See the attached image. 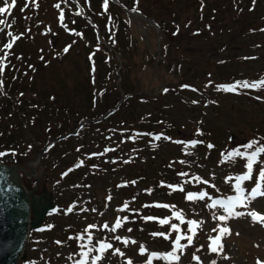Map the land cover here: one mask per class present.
<instances>
[{
	"label": "rangeland",
	"instance_id": "obj_1",
	"mask_svg": "<svg viewBox=\"0 0 264 264\" xmlns=\"http://www.w3.org/2000/svg\"><path fill=\"white\" fill-rule=\"evenodd\" d=\"M103 1L102 11L103 13H109V3L113 1ZM208 1L210 5L215 6V8L218 7L215 0ZM240 1H242L240 2L241 8H237L233 3V6H229L227 13L218 14L216 12V15L219 16V22L223 25L222 29L224 30L221 37L224 47L222 54L230 55L235 48L239 51L237 54L252 53L254 58L250 57L251 59L242 61L239 57L240 60L236 59L235 62L231 63L230 69V72L233 73L235 77H242L244 75L243 77L252 78L255 76L254 73H258L260 71L258 70L259 68L264 69V45H256L255 42V39H264V0L256 1L258 3L255 2L252 12H249L247 8L254 0ZM8 2L10 1L0 0V7L5 8V12L0 13V21H2V23H0V80L4 78V75L6 74L3 66L5 58L2 59L4 56L3 49L1 51L2 45L6 39H12V34L21 32L22 35H16L12 48L8 51L9 53H12V56H9L8 60L13 58L22 69H26L25 73L29 72L28 77H32L26 78L29 83L36 89L45 92L41 95L40 99H31V94H28L29 96L22 99L19 108L26 107L23 108L26 114L21 115L22 118L20 121L12 119L10 114L5 115L8 116L7 118L0 119V128L3 127L8 130L12 127V124H15L14 127L18 129L22 128V134H20L23 140V147H21L22 156L23 158H28L24 156L32 148L31 142L36 134L42 133L41 138L45 142L47 141V138L50 137V134H45L44 130L46 128H50V130L56 132L58 131V126L67 125L66 121H69L70 124H72L73 118L71 117V120L66 118L64 119V116L60 114L61 110L57 109V107L52 114L47 111H45L44 114L41 113L40 109L42 107H39V103L43 101L42 98H46L45 94L49 98V93H51L50 90L55 88V86H57L58 89L59 85L63 87V90H65L62 93L59 92L60 100L68 103H72V101L76 102L75 95L77 78L74 77H78L81 70L84 71V68H86L84 50H76V48H84L83 39L89 37L90 35H87L85 32L77 34L76 31H71L67 25L69 21V26H72L71 20L74 18H84L85 20V7L82 4L83 0H76L74 2L72 0H16V5L11 9V11L10 6L8 7ZM134 3H137L136 5L139 8H142L145 13L151 15L160 23H164L166 20L167 8L173 6L171 3L163 0H137L134 1ZM115 4L120 7L122 10L120 11L123 15L130 19V32L136 38L137 42H135V47H133V49L144 50V48H146V64L141 67L144 68V70L139 76L144 83L143 87H145L146 83L149 84V87L147 89L145 88V91L152 98L158 97L157 102L160 104L157 109L158 114L161 117H165V119L169 122L174 121L173 123H175V128L171 132L170 136L167 133H165V135L162 134V136H158V132L148 143L145 144V142H143V147L136 146L137 155L134 157L133 163L123 168L120 174L110 173V175H107L106 178H115V180L119 182L131 178L135 174L133 171L136 172L134 169L137 167V163L142 159V157L146 155L150 156V153L152 152H154L153 154L156 155V158H159L156 151L161 154L169 152L173 158L183 154L185 158L187 157L183 169L189 172L188 175H199L198 183L200 186L204 185V182H206V186H209L212 189L211 192L205 193V203H199L196 200L190 199V192H186L184 198L183 195H180L181 198L178 203L180 206V210L178 211L179 219L184 222L186 226L188 225V219L196 216L195 226L199 227L198 233L196 235L190 234L188 237H185L186 239H183L181 242L179 241L181 247L177 252H174L175 256L172 261L168 259L169 263H165L167 262L165 259H163L165 261L164 262L158 258L150 259L148 256L146 259L144 257H138L139 247L143 249L147 248L149 251L153 248H165L166 245L156 246L155 242H142L141 240L143 238H149V230H152L153 228L147 227L144 221L137 219L135 216H132V218L125 216L121 223L123 227H119L118 231L117 226L115 227V224H111L112 221L115 223L117 220L123 219L124 217V215L118 216L117 214L118 204L116 202V196L122 195L118 192V189H120L119 187H109L108 194L111 195V198L109 201H106L104 198L102 201L101 198L100 201H102V205L97 201L98 210L95 211V207H93V199L95 198L90 196V188H87L83 193L78 191V193L76 192V186L78 185L76 184V178L79 179L80 177L79 174L76 173V170L69 172L68 175L62 174V176L57 179V186L59 188L55 184H52L50 176L45 175V172L51 171V167L55 166L53 163L59 159L58 155L64 152L63 145L66 143L69 144L65 150L69 153L63 161L58 163L56 173H58L60 169H62V166L66 164L68 166L66 171L69 169H76L73 165L78 159L76 149L81 151L82 148L76 147L78 137H71L68 141L60 143V145L58 144L57 148L50 152V158L47 157V155H43L44 160H42L40 158L43 156H40L39 162L32 165L35 167V172L33 173L35 180L38 179L40 182L44 180L47 187L50 189H53L54 185L58 190L56 199L57 203L63 206L60 207L62 211L59 209L53 213L54 218L52 217V220H55L58 223L55 224L56 228L54 230L52 227L53 233H45V239L41 243L38 238L47 229L44 227L43 233L39 234L37 232V235L33 237L32 240H28L26 242L25 247L28 260L33 261L34 264H51L48 256L49 254H55L57 257L55 262L56 264H77L71 255V252H76V249H69L64 245L51 241L52 235H54V237L60 236L61 233L57 231L59 225L64 224V220H69L67 217L71 216L72 222L75 219L82 222L80 230L84 229L83 223H95L96 227L93 233L98 236L100 233L102 236H108L106 242H108V245L112 244L111 247H108V255L105 256L103 260V255L93 252L90 253L91 247L89 244L79 242L77 247H79L80 256L84 260L91 257L90 264H255L256 259H261L264 262V212H262L264 211V186L257 191V196L248 198L247 204L237 211L229 210L227 213H224L218 210L209 209V207L213 206L211 201H208L209 207L207 204V199H209L210 196L216 194L217 192L223 193V190H225V187L223 186V176L225 173L224 171L222 172V169L226 167L224 165V159L227 158L226 156H232L233 152H235L234 154L238 153L236 145L238 144L237 142L241 141L245 126H250L252 124V120L254 121V119L264 122V91H254L249 95V97L244 96L241 98H225L226 95H218L219 101L223 102L222 107L219 105V108H216V110H212L213 106L211 104L206 105V93L197 89L178 88L177 92H169L165 95V97L159 96L161 94L160 91L162 87L165 86L164 82L169 79L164 78L162 73L158 74V68H161V66L157 60H161V56L159 55L160 53L158 50L159 48L157 47V40L160 33L162 36L165 34L162 33L161 26H159L157 22H149L144 17L140 16V14H137V12L130 13L123 7L121 8V5L117 3ZM194 4L195 0H191V9H193ZM126 8L130 7L126 6ZM234 11L239 14V19L236 22L232 19ZM145 13L142 14L147 16ZM18 15L21 17V22L17 27L16 21L18 20ZM217 16L207 19V22H209L211 27H213L215 23L218 24V21L216 22ZM246 16H249V19H247ZM189 17H192L191 13H189ZM139 19H142L144 22ZM109 20H115L118 22L117 18ZM87 23L91 25L90 22ZM249 28H252V32L254 33L250 32ZM209 31L211 32L212 30ZM175 32L176 31L173 26L170 25L168 27L167 37L170 40V47L173 46L171 47L172 52L176 49L186 51L183 47H185L186 44L191 41V37H193L194 40L192 41V45L194 47H190L189 51L192 50V52L198 53L200 57L201 54L206 53L204 46L209 40L208 36H201L199 40H196L198 37L191 35V33L187 31L185 35L180 37H177V35H171V33ZM95 33L97 35L98 31L95 30ZM122 35H125V33ZM126 37L133 40L128 33L126 34ZM229 37L230 39H228ZM97 40L98 42L104 43L102 40ZM239 40H242V46L237 44ZM15 42L18 44L16 45ZM65 42L68 46L62 47V43ZM174 42L176 47H174ZM70 46L74 47L69 49ZM94 53L96 54V58H98V66L96 67H99L103 75L111 77L113 75V71L111 70L112 58L108 57L105 53L103 56L100 49L96 50ZM140 64L141 58H138L136 67L139 68ZM81 66L84 68H81ZM206 67L211 69L213 67V63H208ZM154 69L158 74L156 79L150 78V71ZM187 74L193 73L192 71H188ZM159 76L161 78H158ZM115 77L116 80H119L117 73ZM79 79L84 80L85 78ZM105 79H108L107 82L111 83L115 78ZM64 82H67V84L65 85ZM136 102H134L135 108H139L141 106L140 104H143ZM194 107L196 108L195 110H193ZM148 110H152L151 106H148ZM213 119L215 120V128L219 129L222 127L226 130V133L223 135L222 142L220 144H210L203 141V145L193 146L194 150L189 159L186 155L190 150V144L194 143V138L197 136L193 135V133L190 135L187 133H190L191 130L192 132H195L197 129L195 124L198 123H203L204 128L209 129L207 128L208 124L210 121H213ZM74 122L76 123V121ZM230 133L234 134L232 140L229 138ZM97 134L102 133H96V129H93L90 132H86V137L90 138L91 136H95ZM150 137L151 136L146 138ZM157 137H159V139H157ZM86 148L90 150L92 147L87 146ZM104 155L106 154L104 153ZM15 156L16 155L12 156V158ZM251 157H256V161H251ZM164 158H162V160ZM245 158L246 159L234 161V163L230 164L228 169H226L227 177L225 179L236 178L237 173L241 170H248L253 174L257 173L258 169L260 172H264V151L260 156H256L252 153H246ZM26 161L27 159L25 162ZM26 163L31 165L32 162L27 161ZM249 164H251V167L248 166ZM24 165L26 164L24 163ZM150 167L155 170V173H158L156 170L157 165L151 163ZM122 173H125V175L123 176ZM28 178L29 176L27 175L22 176L24 184H28L30 182ZM107 182L109 185H112L108 179ZM189 183L195 184V182L190 179ZM141 186L143 185H140V182H137L136 191L133 192V195L140 200L144 198V194L140 193ZM104 187L106 186H102L100 191ZM79 194L81 196H79ZM153 198L160 200L162 197L153 196ZM71 200H78L76 206H74L72 202L71 206H66L67 202ZM90 202L93 203L86 208V214L84 212L85 208L83 203L89 205ZM133 204L134 203H132V205ZM170 210L171 209L165 208V211L161 214L169 213ZM186 211H189V214H192L193 216L184 215V212ZM257 212H260L263 215L260 220L254 219V217L259 214ZM220 216H224L225 219L220 220ZM220 223L226 227V234H229V237L223 234V240L220 243L218 250L213 253H209L206 248V238H208V236L212 233V228ZM44 224L47 227L50 226V222L48 221ZM171 224L173 228L187 234L185 226V228L182 229L176 223L171 222ZM71 225L72 224L69 226ZM69 226H67L66 231L68 228H71ZM154 229L156 230L157 228ZM129 231L136 238L129 236ZM192 238H196L197 243L194 242L196 243V247L190 249L188 248L191 243L189 240L192 241ZM172 239H175V242L178 240L177 237H172ZM132 240L135 241L132 242ZM150 244L155 245L153 246ZM182 248L189 249V252H187L183 261L180 263V259L184 253V251H181ZM33 256L36 257V260ZM109 257L111 259L107 262ZM133 258H136L135 262L133 261ZM36 261L38 263H36ZM19 264H23V261H20ZM83 264L87 263L83 262Z\"/></svg>",
	"mask_w": 264,
	"mask_h": 264
},
{
	"label": "trees",
	"instance_id": "obj_2",
	"mask_svg": "<svg viewBox=\"0 0 264 264\" xmlns=\"http://www.w3.org/2000/svg\"><path fill=\"white\" fill-rule=\"evenodd\" d=\"M119 1L127 7H134L142 13H145L142 8L136 5L137 3H134V1L137 0ZM163 1H167L173 5L167 8V16L164 23H160L151 15L145 13L161 26L162 33L165 34L164 36H162L161 33L159 34V55L161 56V60L158 59L157 62L159 61L161 68H158V74L162 73L164 78L169 79L164 82V91L159 96L165 97L169 92H177L178 88L197 89L207 94L205 97L206 105L211 104L213 106L212 110H216V108H219V105L222 107L223 102L219 101L218 95H226L225 98H241L247 95L244 93L245 89L247 90L246 93L254 90V87H256L257 90L262 89V83H254V81L249 79L240 81L239 83L232 82L234 78L239 77H235L233 73L230 72L231 63L235 62L236 59L240 60V58L242 61L254 58L252 53L237 54L239 51L235 48L230 55L222 54L224 47L221 37L224 30L222 29L223 25L219 22V16L216 15V12L218 14L227 13L229 6H233V3L237 8H241L240 2L242 1L215 0L218 4V7L215 8V6L210 5L208 0H195L193 9H191V0ZM255 1L258 0H254L247 8L249 12H252ZM103 2V0H83L82 2L83 6L86 8V15L94 22L93 26L89 25L84 18H74L71 20L72 26H69V21L67 23L71 31H76L77 34L85 32L87 35H90L83 39L84 48H76V50H84V60L86 62V68L81 66V68H84V71L81 70L79 76L74 77L77 78L76 102H62L59 92L62 93L65 91L63 87L59 85L57 89V86L50 85L55 86V88L50 90L51 93L48 92L49 98L45 94L46 98H42L43 101L39 103V107H42L40 112L43 114L45 111L52 114L57 107V109L61 110L60 114L64 116V119L71 120V117L73 118L72 124L66 121L67 125H60L57 127L58 131L53 132V130H51V132H53L52 136H55L67 131L69 125L71 126L69 128H74L80 119L96 117L103 114L107 109L114 106L122 95L131 92V95L125 97L108 117L96 123H85L77 135L78 141L76 142V147L82 148V150L76 149V155L78 156L76 161L79 160V163L76 165V173L81 177H79V179L76 178V184H78L76 192H84L87 188H90V195L96 197V203L103 197V189H107L108 186H113L108 184L107 179L112 184L116 183L115 178H106V176L110 175V173L117 174V171L121 172L123 168L131 165L134 161V157L137 155L136 146H142L143 142H145V144L148 143L158 132V136H162V134L165 135V133L170 136L175 128L174 121L169 122L165 117H161L158 114L157 109L160 106L157 102L158 97L152 98L148 95L145 88L147 89L149 84L146 83L145 87H143L144 83L142 79L139 78L141 72L144 70V68L141 67L146 64L145 60L147 53L146 48H144V50L133 49V47H135L136 38L130 32V19L124 16L120 7L112 2L109 3V13H103ZM189 13L192 14V17H189ZM232 15V19L236 22L239 19V14L234 11ZM215 16H217L216 22L218 21V24L215 23L214 26L211 27L207 19L214 18ZM114 18H117L118 22L109 20ZM246 18L249 19V16H246ZM17 19V22L20 23V15L17 16ZM139 20L144 22L142 19ZM170 25L173 26L176 31V34L171 33L172 36L177 35V37H180L187 32L198 37L196 40H199L201 36H208L209 40L204 46L206 53L201 54L200 57L198 53H194L192 50L189 51L190 47H194L192 45V41L194 40L193 37H191V41L183 47L186 51H180L175 48L176 50L172 52L171 47L173 46L170 47V40L167 37L168 27ZM96 29L99 31V38H101L104 43L98 42L95 35ZM249 29L250 32H252V28ZM209 30L212 31L210 32ZM123 33H125V35H122ZM127 33L133 40L126 37ZM230 37L228 39H230ZM241 42L242 40H239L237 44L242 46L243 44ZM255 42L260 46L264 45V39H255ZM17 44L18 43H16V45ZM67 46L68 44H66V42L62 45V47ZM72 47L74 46H70L69 49ZM174 47H176L175 42ZM98 49L102 51L103 56L105 53L108 57L112 58L111 70L113 71V75L111 77L103 75L99 67H96L98 66V58H96L94 52ZM8 55L12 56V53ZM138 58H141L139 68L136 67ZM8 61L9 63L6 67V74L3 81L4 90L1 91L0 94V119L7 118L8 116L5 115L10 114L12 119L20 121L22 118L21 115L26 114L23 110V108L26 107L19 108L22 99L29 96L28 94H31V97H33L32 99H40L41 95L45 92L36 89L29 83L26 79L32 78L28 77L29 72L24 73L23 69L13 58H10ZM210 62L213 63V67L208 69L206 65ZM258 70L260 71L254 73L255 76L252 78L264 76V69L259 68ZM188 71H192L193 74H187ZM116 72H118L119 80H116ZM150 74V78L156 79L158 76L155 69L150 71ZM79 78L85 79L81 80ZM105 78L115 79L113 82L108 83V79L106 80ZM158 78L161 77L159 76ZM64 84L66 85L67 82H64ZM134 102L143 104H140L141 106L139 108H135ZM148 106H151L152 110H148ZM195 109L194 107L193 110ZM74 121H76V123ZM214 123V119L210 121L207 127L209 129H205L203 123L195 124L197 128L196 131H190L189 135L193 133V135L197 136L195 137L197 143L191 146L189 145L190 150L186 155L189 159L194 150L193 146L202 145L203 143L201 144V142L203 141L211 144H220L222 142L226 130L222 127L219 129L215 128ZM14 125L12 124V127L8 130L3 127L0 128V153H2L0 158L6 163L12 161L11 155H13L12 152L14 150L22 153L21 147H23V140L20 136V134H22V128L18 129L14 127ZM93 129H96V133L101 132L105 134H97L90 138L86 137V132H90ZM44 131L46 134L47 129ZM124 131H127L128 134L125 141L122 140ZM51 132L49 134H51ZM41 135L42 133L35 135L31 142L33 149L31 148L24 157H32L43 145L44 141ZM148 135L151 137L146 138L149 137ZM243 137V143L245 144L237 146L238 153L233 155L232 161H238V159L242 158L246 153L254 151L257 147H264V122L256 119H254V121L252 120V124L250 126H245L243 129ZM116 138L118 142L115 141ZM101 141L103 144L100 143ZM60 142L52 144L49 152L54 151ZM125 142L127 144L126 149L123 144ZM105 144L108 145V152L114 153L112 154L114 155L113 159H102L99 154H96L99 149L101 152L104 150L103 145ZM87 146L93 149L88 150L86 148ZM153 153L154 152L150 153V156L146 155L142 157L137 163V167L134 169L136 172L133 171L135 174L117 185V187L120 188L118 192L122 194L121 196H116L117 204L122 207L121 204L127 201L125 207L118 209V212L125 214L126 217L129 218L135 216L137 219L144 221L147 227L153 229L169 230V221L176 223L184 229L185 224L180 221L179 213H177V211L180 210V206L178 205L179 199L181 198L180 195H183L184 198L185 191L195 188L194 185L190 184L188 179H186L189 173L187 170L183 169L186 158L183 154L173 158L169 152L161 154L157 151L156 154L159 158H156V155ZM46 155L47 154H45V156ZM58 156L59 159L53 163L57 169L58 163L63 161L67 155L60 153ZM47 157L50 158V156ZM28 158H23L22 164H24L25 160ZM162 158L164 159L162 160ZM151 163L157 165L156 170L158 173H155V170L150 167ZM65 167H67V164L62 166L60 170H64ZM124 175L125 173H123V176ZM98 182L100 183L98 184ZM137 182L143 185L140 189V193L144 194L142 200L133 195V192L136 191ZM103 185L106 187L100 191ZM153 196H161L162 198L157 200L153 198ZM155 201L166 203L168 209H171V212L166 213L168 219L157 220L153 218L154 216H162L161 213L164 211L162 210L163 208L153 205ZM132 203L134 204L132 205ZM189 213V211H186L184 215L192 216V214ZM146 239L153 240L155 236L149 233V238ZM162 241L165 242V240Z\"/></svg>",
	"mask_w": 264,
	"mask_h": 264
},
{
	"label": "water",
	"instance_id": "obj_3",
	"mask_svg": "<svg viewBox=\"0 0 264 264\" xmlns=\"http://www.w3.org/2000/svg\"><path fill=\"white\" fill-rule=\"evenodd\" d=\"M18 160L9 166L0 161V264H16L19 256L25 258L22 251L28 227H39L46 212L54 208L50 195L44 189L48 199L46 204L42 202L41 195L33 194L32 189L22 185L16 171Z\"/></svg>",
	"mask_w": 264,
	"mask_h": 264
},
{
	"label": "bare ground",
	"instance_id": "obj_4",
	"mask_svg": "<svg viewBox=\"0 0 264 264\" xmlns=\"http://www.w3.org/2000/svg\"><path fill=\"white\" fill-rule=\"evenodd\" d=\"M130 13H133V12H130ZM85 21L86 22H88V18L85 16ZM63 44V43H62ZM98 154V153H97ZM100 155V154H99ZM100 157H102V155H100ZM36 163H38V160H34V162H32V164L34 165V164H36ZM100 182H98V184H99ZM104 186V185H103ZM108 192H109V189L107 188V189H103V197H102V199L103 198H111V195L110 194H108ZM46 193L48 194V195H50L49 194V192H48V190L46 191ZM40 195H41V198H42V202H44L45 204L47 203V201H48V199H47V197L44 195V193L43 192H40ZM79 196H81L80 194H79ZM91 196V195H90ZM92 198L94 197V198H96L95 196H91ZM76 198H77V196H76ZM50 199H51V201H52V204L54 205V207H62L61 205H59V203H57V200L56 199H53L52 198V196L50 195ZM71 202L74 204V206H76V204L78 203V200H71V201H69V202H67V204H66V206H71ZM93 202H95L96 203V199H93ZM93 202H90L89 203V205L88 204H86V203H83L84 204V208L86 209L88 206H90V205H92V203ZM122 205V207L124 208L125 206H124V204H121ZM260 208V207H259ZM50 211V210H49ZM49 211H47L46 212V215H47V221L48 222H50V226H49V231L47 232V233H53V230H54V225L57 223L55 220H52L53 218H54V215H53V213H49ZM76 212H77V210H76ZM79 212V211H78ZM262 212H264V211H262ZM53 217V218H52ZM67 219H69V220H64V222L65 223H67V224H72V223H74L75 221H76V219L72 222V217L71 216H69V217H67ZM58 224V223H57ZM63 225L64 224H61V225H59V227H63ZM52 227H53V230H52ZM34 231L35 232H38V227L37 228H34ZM41 233H43V232H40V234ZM46 233V234H47ZM45 232L40 236V238H41V241H44V239H45ZM194 242H196L197 243V239H194V238H192V241H191V244L194 246V247H196V243H194ZM72 258V257H71Z\"/></svg>",
	"mask_w": 264,
	"mask_h": 264
},
{
	"label": "snow or ice",
	"instance_id": "obj_5",
	"mask_svg": "<svg viewBox=\"0 0 264 264\" xmlns=\"http://www.w3.org/2000/svg\"><path fill=\"white\" fill-rule=\"evenodd\" d=\"M4 12H5V8L0 7V13H4ZM0 23H2V21H0ZM65 50H67V49H65ZM238 83H239V82H238ZM157 139H159V137H157ZM0 155H2V153H0ZM248 166L251 167V164H249ZM247 178H248L247 176L239 177L238 180H244V179H247ZM238 186H239V185H238ZM219 219H220V220H224L225 217H224V216H220ZM224 232L226 233V232H227V229H224ZM217 239H219V238H217ZM189 242H191V241L189 240ZM109 247H110V246H109ZM212 250H213V251H216L215 248H213ZM78 264H83V262H82V261H81V262H78Z\"/></svg>",
	"mask_w": 264,
	"mask_h": 264
}]
</instances>
